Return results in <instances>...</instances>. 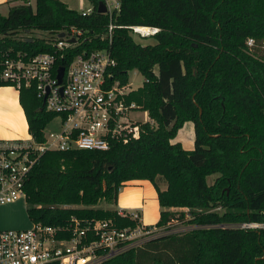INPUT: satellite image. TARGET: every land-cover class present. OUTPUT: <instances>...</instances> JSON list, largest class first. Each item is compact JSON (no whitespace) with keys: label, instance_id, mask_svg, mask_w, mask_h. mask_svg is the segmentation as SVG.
Listing matches in <instances>:
<instances>
[{"label":"trees","instance_id":"trees-1","mask_svg":"<svg viewBox=\"0 0 264 264\" xmlns=\"http://www.w3.org/2000/svg\"><path fill=\"white\" fill-rule=\"evenodd\" d=\"M98 1L88 0L85 14L61 0L11 5L0 13V51H47L46 36L81 28L87 38L62 63L82 49L108 46L119 83L130 69L142 74L126 100L153 123H141L137 138L107 149L42 152L23 185L28 218L55 226L71 215L133 225L135 218L97 204L116 203L125 180L145 178L160 207L155 225L199 226L157 235L98 264H264V226L218 225L264 222V0H117L110 18L96 10ZM109 20L115 25L110 45L98 36ZM132 25L157 27L154 41H135ZM31 29L46 36H13ZM248 37L255 41L250 49ZM18 102L27 132L41 141L55 113L42 108L32 85L20 87ZM186 120L193 125L191 148L173 140ZM171 207H185L190 216Z\"/></svg>","mask_w":264,"mask_h":264},{"label":"built area","instance_id":"built-area-1","mask_svg":"<svg viewBox=\"0 0 264 264\" xmlns=\"http://www.w3.org/2000/svg\"><path fill=\"white\" fill-rule=\"evenodd\" d=\"M104 3L110 18L118 2L104 0ZM90 11L91 4L80 13ZM114 26L109 20L98 35L108 45ZM147 27L148 31H140L137 25H132L131 31L143 35L157 30ZM61 31L62 36L57 31L45 37L51 46L47 51L28 55L11 46L0 51V81L17 94L20 87L32 85L42 108L54 112L60 126L51 132L43 129L41 141L29 133L22 137L0 136V204L18 198L25 200L24 181L45 150L107 149L113 142L125 143L137 138L141 123H153L145 109L126 100V94L137 86L131 87L128 80L119 83L113 77L115 59L108 46L82 49L62 63L64 56H69L67 50L87 37L83 36V29L73 26ZM245 43L250 49L255 41L248 37ZM259 45L264 47V37ZM60 65L63 70L58 80ZM121 209L120 214L136 219L133 225L117 226L110 219H80L71 215L64 225L31 221L24 228H0V264H98L169 231L166 225L142 221L136 211ZM218 225L259 228L264 222ZM197 226L192 224L190 228Z\"/></svg>","mask_w":264,"mask_h":264},{"label":"crops","instance_id":"crops-1","mask_svg":"<svg viewBox=\"0 0 264 264\" xmlns=\"http://www.w3.org/2000/svg\"><path fill=\"white\" fill-rule=\"evenodd\" d=\"M23 0H0V13L11 5L18 4ZM30 0H28L29 2ZM68 7L78 11L85 7L78 8L71 4L70 0H61ZM86 2V0H85ZM90 3L87 1V6ZM86 6V7H87ZM27 124L21 105L18 102L17 92L8 85H0V136L1 137H22L26 136ZM116 208L144 210L145 215L149 212L150 219L146 223H154L159 217V205L153 185L145 178H132L125 180L118 188ZM175 207H171L172 209ZM185 208V207H183Z\"/></svg>","mask_w":264,"mask_h":264},{"label":"rangeland","instance_id":"rangeland-1","mask_svg":"<svg viewBox=\"0 0 264 264\" xmlns=\"http://www.w3.org/2000/svg\"><path fill=\"white\" fill-rule=\"evenodd\" d=\"M87 1L85 0H70L71 4L74 6L81 8V7H86L87 6ZM115 1V0H112ZM29 3L33 5V0H30ZM6 13V9L3 12V14ZM133 39L141 44L144 43H152L154 39L150 37L151 33L148 34H140V33H135L134 31L130 32ZM35 36V37H40V36H46V33L44 31H40L37 29H31L30 31H21L17 30L13 34L14 37H23V36ZM127 80L130 82L131 87H135L140 85V83L143 80L142 74L137 71L136 69H130L128 70V78ZM58 125V118L53 117L50 121L46 123L44 126V132H51V131H56L59 129ZM173 140H177L180 142V144L184 148H191L193 145V125L190 120H186L182 123V125L178 128L177 133ZM214 173L207 175L206 180L207 182H211L212 178L214 177ZM97 206L101 207H109V208H115L119 210L120 208H116L114 203H107L105 201H101L97 204ZM26 201L23 198H18L15 201L12 202H7L4 204H0V228H24L30 225V219L28 218L26 211ZM174 210L180 209L186 212V218L190 216L188 213L187 208H172ZM217 211H222L224 208L222 207H216L214 208ZM122 211H136L139 214V217L142 219V221H147L150 219L149 212L145 215L144 210L140 211L137 209H121ZM193 223H188L185 221H180V220H175L172 221V224L169 227L168 232H173V231H185L188 230ZM160 231L157 229V232Z\"/></svg>","mask_w":264,"mask_h":264},{"label":"water","instance_id":"water-1","mask_svg":"<svg viewBox=\"0 0 264 264\" xmlns=\"http://www.w3.org/2000/svg\"><path fill=\"white\" fill-rule=\"evenodd\" d=\"M96 10L98 12L106 11V5H105L104 1H102V0L98 1L97 6H96ZM57 35L58 36H62L63 35V31H58ZM71 40H73V38H71ZM62 70H63V66L62 65L58 66V68H57V78H58V80H60V78H61ZM199 112H200V108H199Z\"/></svg>","mask_w":264,"mask_h":264},{"label":"bare ground","instance_id":"bare-ground-1","mask_svg":"<svg viewBox=\"0 0 264 264\" xmlns=\"http://www.w3.org/2000/svg\"><path fill=\"white\" fill-rule=\"evenodd\" d=\"M137 29H139L140 31H148L150 28L148 27H137Z\"/></svg>","mask_w":264,"mask_h":264}]
</instances>
